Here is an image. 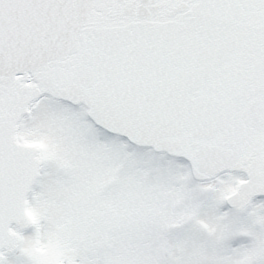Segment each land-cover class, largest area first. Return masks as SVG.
<instances>
[{
	"label": "snow or ice",
	"instance_id": "snow-or-ice-1",
	"mask_svg": "<svg viewBox=\"0 0 264 264\" xmlns=\"http://www.w3.org/2000/svg\"><path fill=\"white\" fill-rule=\"evenodd\" d=\"M0 264H264V0H0Z\"/></svg>",
	"mask_w": 264,
	"mask_h": 264
}]
</instances>
